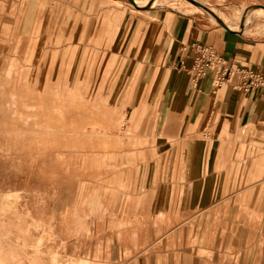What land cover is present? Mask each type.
Instances as JSON below:
<instances>
[{
    "label": "crops",
    "instance_id": "0c3cea01",
    "mask_svg": "<svg viewBox=\"0 0 264 264\" xmlns=\"http://www.w3.org/2000/svg\"><path fill=\"white\" fill-rule=\"evenodd\" d=\"M193 33L137 60V97L153 107L135 138L71 156L89 185L71 186L66 209L58 188L29 185L27 151L8 150L27 139L0 124V264H264V90L211 72L196 85L191 71L205 41L235 68L264 69V43Z\"/></svg>",
    "mask_w": 264,
    "mask_h": 264
},
{
    "label": "rangeland",
    "instance_id": "374dc122",
    "mask_svg": "<svg viewBox=\"0 0 264 264\" xmlns=\"http://www.w3.org/2000/svg\"><path fill=\"white\" fill-rule=\"evenodd\" d=\"M203 2L199 9L194 0H0V124L27 139L20 146L12 137L8 150L27 151L29 185L58 188L66 209L71 186L89 185L90 168L71 156L135 138L134 125L153 107L137 97L148 94L137 60L166 57L171 38L186 43L197 29L195 36L235 34L257 49L264 43V17L243 20L239 12L264 0Z\"/></svg>",
    "mask_w": 264,
    "mask_h": 264
},
{
    "label": "built area",
    "instance_id": "2783aa9c",
    "mask_svg": "<svg viewBox=\"0 0 264 264\" xmlns=\"http://www.w3.org/2000/svg\"><path fill=\"white\" fill-rule=\"evenodd\" d=\"M193 50L191 71L194 84L199 85L210 72L213 73L217 86L228 82L233 74H237L238 80L235 87L239 90L243 92H251L259 88L264 90V69H252L245 66L235 68L215 49L203 43L195 44Z\"/></svg>",
    "mask_w": 264,
    "mask_h": 264
},
{
    "label": "bare ground",
    "instance_id": "6f19581e",
    "mask_svg": "<svg viewBox=\"0 0 264 264\" xmlns=\"http://www.w3.org/2000/svg\"><path fill=\"white\" fill-rule=\"evenodd\" d=\"M196 3L201 4V7L199 9H203V0H194ZM210 9L213 11L214 7H210ZM240 15L243 20H246L251 16L252 14H257L258 16L264 17V4L262 2H253L248 5H242L239 9ZM227 26L237 27V23L229 22ZM264 27V25H263Z\"/></svg>",
    "mask_w": 264,
    "mask_h": 264
}]
</instances>
